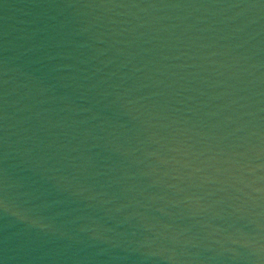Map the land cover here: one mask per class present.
I'll return each mask as SVG.
<instances>
[{
	"label": "water",
	"instance_id": "1",
	"mask_svg": "<svg viewBox=\"0 0 264 264\" xmlns=\"http://www.w3.org/2000/svg\"><path fill=\"white\" fill-rule=\"evenodd\" d=\"M0 264H264V0H0Z\"/></svg>",
	"mask_w": 264,
	"mask_h": 264
}]
</instances>
